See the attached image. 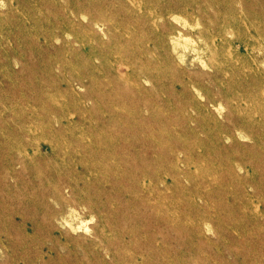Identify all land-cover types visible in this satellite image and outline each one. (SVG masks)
Instances as JSON below:
<instances>
[{"label": "rangeland", "instance_id": "obj_1", "mask_svg": "<svg viewBox=\"0 0 264 264\" xmlns=\"http://www.w3.org/2000/svg\"><path fill=\"white\" fill-rule=\"evenodd\" d=\"M0 264H264V0H0Z\"/></svg>", "mask_w": 264, "mask_h": 264}, {"label": "bare ground", "instance_id": "obj_2", "mask_svg": "<svg viewBox=\"0 0 264 264\" xmlns=\"http://www.w3.org/2000/svg\"><path fill=\"white\" fill-rule=\"evenodd\" d=\"M104 137H105V136H104V134H103V138H101V139L99 138V139H100V142H99V143H104ZM107 140H108L109 142L111 141V140L109 139V136H108ZM106 150H107V148H106ZM98 153H99V154H103L101 151H98ZM98 153H97V154H98ZM92 155H93V154H92ZM190 195H191V194H190Z\"/></svg>", "mask_w": 264, "mask_h": 264}]
</instances>
